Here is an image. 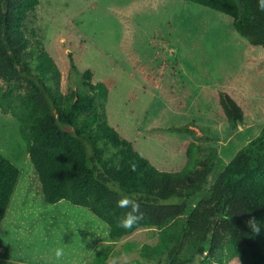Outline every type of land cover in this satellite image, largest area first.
<instances>
[{
	"label": "rangeland",
	"instance_id": "374dc122",
	"mask_svg": "<svg viewBox=\"0 0 264 264\" xmlns=\"http://www.w3.org/2000/svg\"><path fill=\"white\" fill-rule=\"evenodd\" d=\"M28 26L61 70V93L88 91V70L93 83L114 80L106 117L156 168L182 170L189 152L209 161L202 195L264 124V48L228 15L185 0H40ZM222 95L237 101L243 121L226 116ZM0 151L21 172L0 230V264H94L108 250L105 264L165 263L157 246L170 226L113 239L88 208L46 203L19 123L1 109ZM205 264L241 262L225 250Z\"/></svg>",
	"mask_w": 264,
	"mask_h": 264
},
{
	"label": "trees",
	"instance_id": "16d2710c",
	"mask_svg": "<svg viewBox=\"0 0 264 264\" xmlns=\"http://www.w3.org/2000/svg\"><path fill=\"white\" fill-rule=\"evenodd\" d=\"M185 1L232 17L242 36L264 48V11L258 0ZM39 4L0 0V109L19 123L44 201L88 208L109 225L113 239L144 227L170 226L157 246L164 264H205L225 250L241 264H264V234L248 226L255 218L264 228V124L202 195L209 161L189 152L182 170L161 171L109 123L104 101L113 79L93 83L88 70V91L61 93V70L28 26ZM221 106L229 119L243 121V110L232 97L222 95ZM131 163L137 165L135 172ZM20 173L0 151V230ZM118 191L134 195L144 213L130 230L117 227V218L127 211L117 207ZM180 218L185 222H175ZM109 253L100 252L94 264H105Z\"/></svg>",
	"mask_w": 264,
	"mask_h": 264
},
{
	"label": "clouds",
	"instance_id": "9594fccd",
	"mask_svg": "<svg viewBox=\"0 0 264 264\" xmlns=\"http://www.w3.org/2000/svg\"><path fill=\"white\" fill-rule=\"evenodd\" d=\"M258 7L261 11H264V0H258ZM131 170L136 171L137 165L135 163L130 164ZM119 199L116 201L117 207L127 209L124 215L117 218V227L125 230L134 228L144 217V213L141 211V206L135 196L124 195L122 192H117ZM248 226L253 232L259 233L261 230V223L255 218L248 221ZM64 248L57 247L54 250L55 259L57 262L61 261L64 257Z\"/></svg>",
	"mask_w": 264,
	"mask_h": 264
},
{
	"label": "bare ground",
	"instance_id": "6f19581e",
	"mask_svg": "<svg viewBox=\"0 0 264 264\" xmlns=\"http://www.w3.org/2000/svg\"><path fill=\"white\" fill-rule=\"evenodd\" d=\"M214 186V185H213Z\"/></svg>",
	"mask_w": 264,
	"mask_h": 264
}]
</instances>
